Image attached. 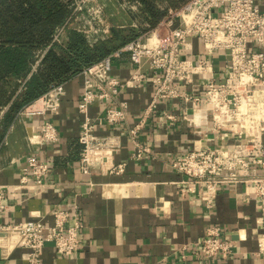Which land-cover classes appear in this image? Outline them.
Wrapping results in <instances>:
<instances>
[{"label":"crops","instance_id":"obj_1","mask_svg":"<svg viewBox=\"0 0 264 264\" xmlns=\"http://www.w3.org/2000/svg\"><path fill=\"white\" fill-rule=\"evenodd\" d=\"M256 3L264 9V0ZM153 30L162 40L169 37V29L161 23ZM181 52L191 58H207L212 61L215 75H223L224 53L208 51L201 37H189ZM134 68L125 53L114 60L110 74L128 81ZM146 68L144 64L142 70L147 75L143 81L125 85L117 95L118 100L127 102L126 120L116 129L121 131V147L112 156L115 164L124 165L122 171L93 168L82 173L79 169L77 105L83 87L81 74L65 81L59 108L46 115L57 128L56 141L31 144L28 137L43 117L16 115L0 139V184L8 185L7 208L0 213V223L38 216L51 224L53 209L77 204L81 217L80 249L65 256L47 243L43 264H264V253H259L257 245L264 233V219L261 201L253 189L242 182L226 184L208 206L199 195L180 193L183 175L171 165L185 151L207 146L231 147L244 141V137L237 136L232 129H228V136L223 135V130L210 131V112L207 124L192 125L183 118L185 113H191L190 102L164 98L157 101L137 134L147 150L140 158L132 157L136 149L125 129L139 120L155 90L152 74ZM205 80L204 75H196L193 85L184 84L181 88L203 94ZM204 106L202 103L201 107ZM163 111L173 114L175 119H167ZM102 113V102L90 105L91 116ZM109 131L107 126L97 128L101 134ZM32 151L50 166L47 184L40 191L34 187H14L26 165V156ZM209 226H219L221 237L235 242L232 254L206 257L198 252V242ZM6 246L7 239L0 237V264H28L26 249Z\"/></svg>","mask_w":264,"mask_h":264},{"label":"built area","instance_id":"obj_2","mask_svg":"<svg viewBox=\"0 0 264 264\" xmlns=\"http://www.w3.org/2000/svg\"><path fill=\"white\" fill-rule=\"evenodd\" d=\"M127 7L137 10V3L132 2ZM218 9H221L220 13ZM160 23L169 29L166 40L158 36L154 27L79 72L83 76L77 105L80 114V171L89 173L93 168L109 172L123 170L122 163L112 161L113 154L121 147V131L116 129L126 120L127 107V102L118 100L117 95L125 85L146 78L147 72L142 70L146 64L155 90L139 120L125 129L135 145L132 157L140 158L147 150L137 134L156 108L157 101L182 98L191 103V113H185L183 118L192 125L207 124L210 112V131L223 130V135L228 136V129H232L245 139L231 147L193 148L178 155L171 165L183 175L179 181L180 193L199 195L211 206L221 187L242 182L260 199L264 219V9L256 0H188L178 8H168ZM62 30L63 26L56 30L54 41L61 42ZM191 36L201 37L208 51L224 53L221 77L215 75L212 61L207 58L182 54L181 47ZM125 53L135 68L130 80L121 81L111 75L110 70L114 60ZM42 55L35 61L34 69ZM196 75L206 77L203 94L181 88L184 84L193 85ZM64 93L65 81L54 83L19 111L21 115L43 117L28 137L31 144L42 145L57 140V128L46 115L59 108ZM98 101L103 103V113L93 117L89 114V107ZM202 103L204 107H201ZM162 114L167 119H175L167 111ZM102 126H107L110 131L98 133L97 128ZM49 169L47 161L38 157L36 152H30L14 187L42 190L47 184L45 178ZM7 188L8 185L0 184V213L7 208ZM80 228V211L74 203L70 208L53 209L51 224L38 216L2 222L0 237L7 239L6 248L26 249L28 264H43L42 254L47 243L53 244L58 254L77 253L81 246ZM221 233L219 226H209L198 242V252L206 257L232 254L235 242L221 237ZM257 245L259 253H264V233L259 236Z\"/></svg>","mask_w":264,"mask_h":264},{"label":"trees","instance_id":"obj_3","mask_svg":"<svg viewBox=\"0 0 264 264\" xmlns=\"http://www.w3.org/2000/svg\"><path fill=\"white\" fill-rule=\"evenodd\" d=\"M74 1L0 0V139L19 111L52 84L66 81L139 36L135 28L123 34V30L113 27L109 39L91 43L85 34L68 28L61 42L54 41L56 30L70 18ZM122 1L137 3L142 33L156 27L168 8H178L188 0Z\"/></svg>","mask_w":264,"mask_h":264},{"label":"rangeland","instance_id":"obj_4","mask_svg":"<svg viewBox=\"0 0 264 264\" xmlns=\"http://www.w3.org/2000/svg\"><path fill=\"white\" fill-rule=\"evenodd\" d=\"M131 3L122 0H75L73 17L67 20L62 32L64 34L68 28L76 30L85 34L91 43L109 39L113 27L123 30V34L130 27L135 28V32L141 35L146 31L139 32L137 10L127 7ZM220 11L221 9L217 10L218 13Z\"/></svg>","mask_w":264,"mask_h":264}]
</instances>
